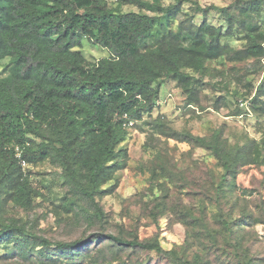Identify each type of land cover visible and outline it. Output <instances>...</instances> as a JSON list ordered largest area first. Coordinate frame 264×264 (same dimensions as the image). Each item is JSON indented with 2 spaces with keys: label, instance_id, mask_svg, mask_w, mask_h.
Here are the masks:
<instances>
[{
  "label": "trees",
  "instance_id": "obj_1",
  "mask_svg": "<svg viewBox=\"0 0 264 264\" xmlns=\"http://www.w3.org/2000/svg\"><path fill=\"white\" fill-rule=\"evenodd\" d=\"M166 1L0 0V264H150L130 256L137 251L155 252L169 264H231L232 253L219 249V236L212 230L189 232L187 242L172 249L158 234L142 239L138 234L126 237L107 231L108 214L100 200L118 188L130 162L125 145L128 129L146 113L154 117L164 83L177 84L187 96L186 107L194 109L200 106L197 73H205L217 60L261 63L264 58V0H235L206 8L196 0L167 5ZM184 1L194 3L196 11H188ZM127 4L153 14L126 12ZM209 8L227 21L226 32L208 21ZM199 10L203 20L197 24ZM172 23H177L175 28ZM234 34L243 40L241 48L229 41ZM85 38L109 55L88 59L81 51ZM251 108L256 116H264V76ZM242 114L238 107L231 115ZM131 119L134 124L125 125ZM144 124L152 126L153 138L210 151L220 169L209 198L216 210L212 222L226 232L237 264H264V257L252 254L244 234L246 225L264 223V217L253 211L235 217L237 202L230 198L241 168L264 165V138L231 144L222 129L198 135L170 127L161 115ZM153 157L161 170L148 167L149 190L153 193L159 187L163 193L148 208L161 227L172 182L162 180L184 171L175 163L173 173L162 152ZM46 161L59 169L58 220L98 231L75 240H56L39 228V217L9 214L12 208L31 213L38 206L43 195L25 166ZM179 205L177 201L175 208L185 223L209 227L203 203L198 214ZM205 236L210 243L194 248L192 240L202 242Z\"/></svg>",
  "mask_w": 264,
  "mask_h": 264
},
{
  "label": "rangeland",
  "instance_id": "obj_2",
  "mask_svg": "<svg viewBox=\"0 0 264 264\" xmlns=\"http://www.w3.org/2000/svg\"><path fill=\"white\" fill-rule=\"evenodd\" d=\"M171 1L176 0H167L165 4L167 5ZM196 1L201 7L206 8L228 6L235 0ZM183 5L191 13L196 11V5L191 1H184ZM123 10L126 12L145 11L153 14L130 4L125 5ZM195 15V22L200 24L203 20L202 11L199 10ZM207 16L211 24L222 26L225 32L228 30L227 21L215 8H209ZM172 24L173 28L177 25V23ZM229 41L236 48H241L244 44L236 34ZM81 51L90 60H98L109 55L107 49L95 45L87 38L83 40ZM261 67H264V58L261 63H257L255 59L238 63L223 60L213 62L205 73L196 74L197 79L200 80L198 85L200 106L194 107L195 110L186 107L187 96L177 84L166 82L162 94H160L161 105L155 109L153 115L154 117L161 115L170 127L177 130H189L198 135L210 136L215 130L222 129L223 137L229 139L231 144L242 142L246 138L261 140L264 138V116H256L251 108L256 88L264 76V68L261 71ZM241 101L245 103L243 106ZM217 102H219V109L216 108ZM238 107L242 109L243 114L240 116L231 115ZM154 117L151 118L146 113L142 120H137L135 126L128 129L129 138L125 145L128 146L130 153L129 166L122 171L120 184L115 192L100 200L108 214L107 231L122 233L126 237L138 234L142 239L158 234L162 244L166 248L172 249L185 244L189 232L205 230L207 233L212 230L219 236V249L232 253L233 258L228 261L231 264H237V260L234 259V249L226 241V232L223 233L212 222L213 213L216 210L209 198L211 197L210 193L213 192L214 178L219 179L220 176L216 160L210 156V151L202 147L176 143L173 140L167 141L163 138H153L152 126L144 123L152 121ZM145 144H148L147 150L144 148ZM157 152H162L165 155L164 159L171 161L170 167L173 173L177 170L173 166L175 163L178 168L184 171L183 174L177 172L173 175L172 180H162L164 184L172 182L169 183L171 197H169L170 203L166 204L167 213L160 217L161 227H157L152 216H149L148 208L153 207L156 195L163 193L159 187L153 193L149 190L148 167L152 165L157 171L161 170L159 160L153 157ZM25 167L30 172L34 186L43 196L37 199L38 206L33 212L28 213L12 208L9 210L11 216L24 219L39 217V228L49 238L56 240H75L98 231V227L65 225L58 220L55 211H61V208L58 207L61 204V194H58L61 193L59 169L53 167L48 161ZM230 198L233 203L237 202L233 209L235 217H240L251 211L255 213L256 217H264V165H247L241 168L236 178L234 193L230 195ZM237 198L238 200L235 201L234 199ZM177 201L182 203L179 205L181 210L191 208L196 210V213L198 212L197 208L203 203L208 209L206 219L209 222V227L204 229V225L198 227L196 224L185 223L180 213H177V207L175 208ZM244 234L247 240L246 244L251 248L252 254L256 258L264 257V223L246 225ZM202 239V242L192 240V243H196L193 247L197 248L198 243L201 244L200 247L210 243L207 236ZM130 256L150 260V264H169L159 259L155 252L137 251L131 252Z\"/></svg>",
  "mask_w": 264,
  "mask_h": 264
},
{
  "label": "built area",
  "instance_id": "obj_3",
  "mask_svg": "<svg viewBox=\"0 0 264 264\" xmlns=\"http://www.w3.org/2000/svg\"><path fill=\"white\" fill-rule=\"evenodd\" d=\"M134 124V121L131 119L129 120L127 123H125V125L127 126H132ZM20 156V154H18ZM23 165H25V162L23 161Z\"/></svg>",
  "mask_w": 264,
  "mask_h": 264
}]
</instances>
